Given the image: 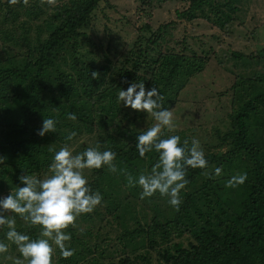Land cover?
<instances>
[{"label":"trees","instance_id":"obj_1","mask_svg":"<svg viewBox=\"0 0 264 264\" xmlns=\"http://www.w3.org/2000/svg\"><path fill=\"white\" fill-rule=\"evenodd\" d=\"M101 1L54 0L49 4L48 0H0L3 48L13 44L25 55L20 58L7 52L5 60L0 55V196L8 182L15 189L24 172L41 179L50 174L48 165L59 144L71 146L82 136H94L95 146L99 143L101 150L111 148L116 153L118 171L86 169L89 185L102 193L103 200L65 230L71 233L66 244L75 250L72 256L61 257L53 245L52 264H264V65L256 69L264 61V50L254 57V68L249 67L252 57L232 53L237 60L234 67L240 71L232 84L231 113L212 127L214 144L205 149L208 139L200 140L194 132L187 138L183 132L165 130V136L179 135L189 146L193 137L199 139L209 161L208 171L222 168L221 175L212 178L203 169L188 168L189 182L180 192L182 204L176 210L158 193L141 199L140 189L130 186L119 172L123 168L133 176L148 173L158 154L153 150L144 157L138 155L135 136L142 130L115 123L121 114L116 97L120 87L126 89L129 83L144 80L146 88L158 87L163 107L172 110L186 82L204 70L206 60L187 55L193 53L188 44L179 51L165 45L176 23L171 21L156 30L143 25L135 48L123 56L111 75L107 68L84 62L80 65L77 39ZM138 1L150 6L154 0ZM238 2L187 0L189 6L175 13L179 20L203 19L224 29L234 21ZM63 52L73 61L77 85L90 98L97 125L88 123L78 112L74 113L75 121L81 125L64 122L73 112L64 111L57 100L44 96L45 74L54 69ZM93 71H97L95 78ZM67 78L57 76L65 97L70 90ZM47 117L57 120V131L40 137L36 131ZM66 129L76 134L71 140ZM84 143L74 154L90 147ZM238 172H247L245 183L225 187L227 179ZM136 202L149 203L150 207L146 213L135 212ZM16 228L33 238L39 235L38 226H30L18 216ZM6 231L7 226L0 228V239ZM5 242L9 249L1 256L9 254L15 260L19 256L16 246ZM3 264L13 263L7 260Z\"/></svg>","mask_w":264,"mask_h":264},{"label":"rangeland","instance_id":"obj_2","mask_svg":"<svg viewBox=\"0 0 264 264\" xmlns=\"http://www.w3.org/2000/svg\"><path fill=\"white\" fill-rule=\"evenodd\" d=\"M188 6L187 0L163 2L154 0L150 6L138 0H102L93 13V19L91 18L88 25L80 32L77 39L80 49L76 54L81 59L80 65L84 62L93 64L98 69L107 68L111 75L123 56L131 48H135L137 37L144 30H142L143 25H149L150 30H156L161 25L171 21L176 22L172 36L166 38L165 45L179 51L188 44L193 53L188 52L187 55L198 56L203 61L206 60V64L204 70L189 79L181 90L172 109L176 125L172 132H183L187 138L194 132L200 140L208 139L204 147L206 149L207 144H214L212 127L220 122L223 123L231 113L232 84L236 72L240 71L234 67L237 60L232 57V53L252 57L249 67L254 68V57L260 50H264V0H239L236 3L237 11L234 12V21H231L224 29H218L203 19L192 22L179 20L175 12H181ZM7 26L6 24L5 27ZM3 44L0 39V55L3 60L6 59L7 52L16 54L20 58L25 56L21 47L5 44L6 49L3 48ZM263 65L264 61L261 67L258 66L256 69L261 70ZM72 66L71 57L63 52L62 56L57 58L54 69L45 74L42 81V85L46 88L44 96L46 100H57L64 111L78 112L88 123L94 122V125H97L98 121L93 120L90 98L83 93L81 86L77 85V72ZM58 74L68 77L70 89L68 97H65L61 90L60 80L57 79ZM120 108L121 114L115 123L120 122L127 127L129 125L131 128L143 130L154 122L151 116L125 108L122 103ZM64 122L75 127L78 123L81 125L80 122L77 123L71 119ZM66 130L71 132L70 129ZM53 140L56 144L55 137ZM83 141L85 146H95L94 136L91 138L82 136L79 140L73 141L71 146L67 145L74 153ZM61 146L62 144H59L58 149ZM83 172L87 177L89 172L86 169ZM11 189L12 185L8 182L1 196H6ZM135 207L137 208L135 212L140 210L146 213L150 204L136 202ZM7 260L13 263L14 257L9 254L5 257L0 255V261Z\"/></svg>","mask_w":264,"mask_h":264},{"label":"clouds","instance_id":"obj_3","mask_svg":"<svg viewBox=\"0 0 264 264\" xmlns=\"http://www.w3.org/2000/svg\"><path fill=\"white\" fill-rule=\"evenodd\" d=\"M53 2L48 0L49 4ZM91 76L97 77V72L93 71ZM116 99L125 108L151 116L154 121L135 136V149L140 157L153 150L158 154L152 170L133 176L125 169H119L130 186L140 189L141 199L158 193L167 197L171 207L179 210L182 204L180 192L189 182L188 168L203 169L209 178L221 175V167L208 171L209 161L199 139L193 137L189 146L188 140L182 141L179 135L165 136V130L171 132L176 125L173 111L163 107L164 98L157 86L146 88L144 80L134 81L126 89L120 87ZM68 119L75 120L76 115L68 113ZM56 124L54 117L43 118L36 134L43 137L55 133ZM75 135L71 132L67 139L71 140ZM115 159L116 153L111 148L101 150L99 143L75 154L65 144L54 150L48 165L50 174L45 178L25 172L19 175L17 187L6 196H0V228L7 226L4 239H0V255L8 252L9 243L5 241H10L19 252L13 264H23L25 260L27 264H52L53 245L59 249L61 257L72 256L75 250L66 244L71 240V233L65 230L74 225L78 216L91 213L103 200L102 193L91 188L83 170L106 167L116 173ZM246 179L247 172H238L227 179L225 187L236 188ZM17 216L30 226H38L39 235L33 238L18 231Z\"/></svg>","mask_w":264,"mask_h":264}]
</instances>
